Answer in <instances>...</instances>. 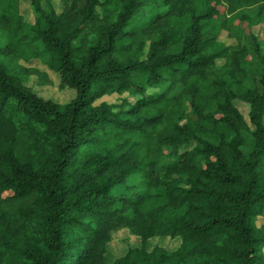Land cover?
<instances>
[{
  "label": "trees",
  "instance_id": "1",
  "mask_svg": "<svg viewBox=\"0 0 264 264\" xmlns=\"http://www.w3.org/2000/svg\"><path fill=\"white\" fill-rule=\"evenodd\" d=\"M46 1L30 31L22 0H0V264H107L122 228L142 246L114 264H264V55L250 74L232 18L264 0ZM32 58L71 102L24 84ZM115 93L140 98L98 102ZM155 236L182 244L149 250Z\"/></svg>",
  "mask_w": 264,
  "mask_h": 264
},
{
  "label": "rangeland",
  "instance_id": "2",
  "mask_svg": "<svg viewBox=\"0 0 264 264\" xmlns=\"http://www.w3.org/2000/svg\"><path fill=\"white\" fill-rule=\"evenodd\" d=\"M42 3L47 10L50 9L46 0H42ZM52 4L58 12L63 10V0H52ZM21 13L24 16L30 31L34 29L37 26V21L40 14L36 11L32 0H22ZM233 17L235 19L233 24L234 27H236L238 33L243 38V42L248 45L250 50V54L247 55L248 60L245 63V67L249 70L250 74H253L262 67L261 58L257 54L256 49L254 50V46L255 44L260 45L264 55V12H260L259 5L246 4L245 9H243L238 14H234L232 18ZM145 20V16L137 19L133 23L132 27L143 24ZM254 37H257L256 39L260 40L259 44L255 42ZM0 39L2 41H6L7 36L4 32H0ZM218 39L220 42L226 45L236 46L238 44V39L230 36L226 30L221 31ZM18 64L23 67L21 70V77L24 80V84L30 87L39 96L52 100L61 105H65L75 98L76 92L72 88H62L59 73L49 68V66L41 59L32 58L28 61L21 59ZM25 69H36L37 72L31 73L27 70L25 71ZM179 87V85H176L172 90H170V93L173 94L179 89ZM158 92H160V89H154L150 91V94H157ZM127 97H130L132 103H135L140 98V96H130L129 93H115L104 96L98 102L106 101L115 105H120L123 102V99ZM236 104L246 119L250 121L249 105L239 100L236 101ZM252 128L254 129L253 125ZM248 139H251L250 134L248 135ZM196 145L197 143L195 141L186 143L181 147V152L190 150ZM166 151L167 153H170L172 152V149L166 148ZM176 161L177 159L175 157H167L163 161V165L167 166L174 164ZM122 191H125V189L118 191V193H121ZM255 223L259 227L264 225V211L263 213L256 216ZM181 244L182 239L180 237L174 238L171 236H155L148 240L146 247L149 250H153L157 247H163L166 250L172 252L176 251L181 246ZM141 246L142 239L140 236L135 235L127 228L119 229L112 234V238L107 244L105 261L107 264H114L118 259L125 256L131 249Z\"/></svg>",
  "mask_w": 264,
  "mask_h": 264
}]
</instances>
